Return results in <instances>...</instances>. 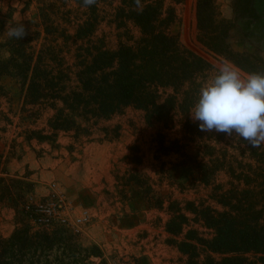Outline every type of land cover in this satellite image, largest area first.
<instances>
[{
  "label": "trees",
  "instance_id": "1",
  "mask_svg": "<svg viewBox=\"0 0 264 264\" xmlns=\"http://www.w3.org/2000/svg\"><path fill=\"white\" fill-rule=\"evenodd\" d=\"M33 1L37 4L35 19L41 31L30 34L26 27L27 34L22 40L8 37L1 40L5 24L0 15V82L13 79L20 84L23 108H29L27 112L32 115L43 110L52 112L43 130H26L24 142L29 146L36 142L57 149L59 134L72 133L75 141L90 140L92 130L87 124L91 120H109L128 107L144 112L148 126L155 123L168 126L175 111L186 116L198 99L199 90H182L184 86L194 85L197 76L215 70L212 64L179 44L177 36L170 32L176 23L175 12L170 7L166 10L159 0H117V28L129 22L140 36L135 47L119 44L114 52L107 50L104 43L92 41L99 6L112 0H95L91 6H85L84 0ZM66 2L83 11L73 34L61 29L52 17L53 7ZM254 3L255 0H234L235 16L259 21ZM195 27L196 40L209 55L231 62L245 77L252 73L264 74V58L231 50L228 44L231 24L220 18L214 0L195 1ZM70 42L77 51L72 67L67 64L63 51ZM78 43L81 45L77 46ZM160 89L173 93L162 100ZM8 95L0 84V98L7 101L11 115ZM35 107L42 108L32 113ZM6 117L0 111V118L11 124ZM184 131L208 143L204 145L207 153L203 156L207 162H198L197 157L183 154L194 165L199 182L206 187L213 186L217 173L224 171L238 186L231 185L228 190L215 187L218 194L213 200L223 212L183 209L174 202L168 209L171 216L165 231L173 236L182 234L188 223L186 213H189L198 217L213 234L202 244L208 254L203 264H264V227L253 217V203H248L249 198L243 200L247 203L246 209L239 199V195L247 197L251 193L249 189L240 190L239 184L247 187L256 182L243 170L236 175L228 135L201 131L198 123L189 120L184 124ZM0 133L5 134L6 128L0 129ZM235 138L236 148L231 149L247 155L257 165H264V146L251 148ZM160 149L164 156L181 153L178 144L174 148L161 144ZM217 152L222 153L221 159ZM8 155L0 154V209L7 206L14 212V230L8 238L0 236V264H107L97 246H84L78 233L55 215L60 205L56 197L50 196L37 204L36 185L28 176H8L5 169ZM13 155L14 152L11 160ZM132 162L140 164L139 159ZM256 179L264 189V177L256 176ZM194 241H198L195 233L188 231L184 240L176 243L179 253L188 256L187 264H197ZM211 255L222 258L216 261ZM248 255L259 258L251 261Z\"/></svg>",
  "mask_w": 264,
  "mask_h": 264
},
{
  "label": "rangeland",
  "instance_id": "2",
  "mask_svg": "<svg viewBox=\"0 0 264 264\" xmlns=\"http://www.w3.org/2000/svg\"><path fill=\"white\" fill-rule=\"evenodd\" d=\"M159 1L166 10L170 7L175 12L176 23L170 32L177 36L179 44L216 69L222 60L209 55L196 40V0ZM214 1L220 18L231 24L228 43L231 50L264 58V0H255L254 3L259 21L238 19L233 11L234 0ZM56 5L52 17L58 21L61 29L73 34L76 20L83 18V11L71 2ZM117 7V0L100 4L98 25L92 38L94 43H104L111 52L119 44L135 47L140 36L129 22L125 27L117 28ZM36 13L37 4L33 0H0V15L5 24L1 40L8 37L7 26L20 22L30 34L41 31L35 19ZM75 48L70 42L63 50L70 67L75 63ZM214 75L215 70L199 75L194 85L187 83L182 90L196 92ZM72 83L75 86L74 80ZM0 84L11 100L9 115L7 101L0 98V111L12 122L11 125L0 118V129L6 128L5 134L0 133V154L4 152L8 155L9 152L5 167L8 176H28L36 185L37 204L50 196L56 197L60 205L55 215L78 233L84 246H97L107 264H187L188 256L179 253L176 243L183 241L185 234L192 231L198 240L192 242L197 254L194 260L197 264H203L208 254L202 244L213 237L212 231L198 217L186 213L188 223L182 234L170 235L165 231L171 216L168 209L176 202L183 209L193 207L196 210L223 212L224 209L213 200L214 195L218 194L215 187L228 190L231 185L238 186V182H233L224 171L217 173L213 186L206 187L199 182L194 165L183 154L193 156V159L197 157L198 162H207L208 159L203 156L207 153L204 145L208 143L185 133L186 120L198 123L191 119L190 112L184 116L175 111L168 126L157 123L148 126L144 112L128 107L109 120H91L87 124L92 130L90 140L81 138L75 141L71 138L72 133L59 134L57 143L62 149L42 156V149L35 142L31 149V145L24 142V136L27 129L43 130L52 112L43 110L41 114L32 115L30 111L27 112L29 108H23L21 88L16 80L3 79ZM172 93V90H159L162 100ZM40 108L35 107L32 113ZM227 140L228 146H233L229 148V154L235 158L232 166L236 175L243 170L256 182L247 187L239 184L240 190L249 189L251 192L247 197L239 195V199L243 201L249 198L248 203H253V217L259 226L264 227V189L256 179V176L264 177V165H257L247 155L231 149L236 148L235 136H228ZM161 144L166 148H174V144H178L181 153L164 156ZM48 147L44 145V150L50 151ZM13 152L14 158L11 160ZM216 154L221 159L222 153ZM136 159L140 160L139 165L133 164L132 161ZM244 202L242 204L246 209L247 203ZM13 221L14 212L7 206L2 207L1 237L8 238L12 234ZM211 258L220 261L222 257L211 255ZM247 258L255 261L259 257L248 255Z\"/></svg>",
  "mask_w": 264,
  "mask_h": 264
},
{
  "label": "clouds",
  "instance_id": "3",
  "mask_svg": "<svg viewBox=\"0 0 264 264\" xmlns=\"http://www.w3.org/2000/svg\"><path fill=\"white\" fill-rule=\"evenodd\" d=\"M95 0H84L91 6ZM9 39L22 40L27 32L20 22L6 27ZM201 131L235 134L251 148L264 146V74L242 77L229 61H222L215 75L204 83L189 113Z\"/></svg>",
  "mask_w": 264,
  "mask_h": 264
},
{
  "label": "crops",
  "instance_id": "4",
  "mask_svg": "<svg viewBox=\"0 0 264 264\" xmlns=\"http://www.w3.org/2000/svg\"><path fill=\"white\" fill-rule=\"evenodd\" d=\"M32 143H33V142H32ZM32 143H31V149L33 148V144H32ZM35 143H36V142H35ZM36 144H37V143H36ZM57 144H58V143H57ZM44 145H45V146H49V145H47V144H42V145L37 144V146L40 147V148L42 149V150H41V154H42V156H43V155H46V154H47V155H49V154H53V153H51V152H53V151H55V150L62 149L61 146L58 144V145L60 146L59 148H57V149H52V148L49 146L48 148H50V151H47V150H44V149H45V148H44ZM33 150H34V149H33ZM35 194H36V192H35Z\"/></svg>",
  "mask_w": 264,
  "mask_h": 264
}]
</instances>
